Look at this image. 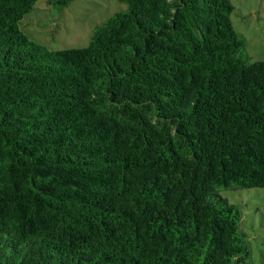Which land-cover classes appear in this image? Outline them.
<instances>
[{
    "label": "trees",
    "instance_id": "1",
    "mask_svg": "<svg viewBox=\"0 0 264 264\" xmlns=\"http://www.w3.org/2000/svg\"><path fill=\"white\" fill-rule=\"evenodd\" d=\"M118 1L51 50L0 0V264H249L221 191L264 187V60L231 0Z\"/></svg>",
    "mask_w": 264,
    "mask_h": 264
},
{
    "label": "rangeland",
    "instance_id": "2",
    "mask_svg": "<svg viewBox=\"0 0 264 264\" xmlns=\"http://www.w3.org/2000/svg\"><path fill=\"white\" fill-rule=\"evenodd\" d=\"M231 1L234 29L247 39L253 60H264V0ZM56 2L37 0L20 21L31 40L51 50L87 46L97 25L127 7L118 0H70L61 8ZM221 194L241 211V227L251 246L249 264H264V187L222 190Z\"/></svg>",
    "mask_w": 264,
    "mask_h": 264
}]
</instances>
